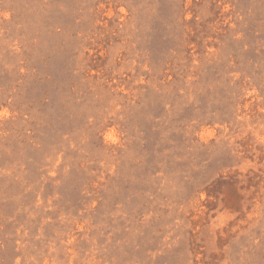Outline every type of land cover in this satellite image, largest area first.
<instances>
[{
  "label": "rangeland",
  "instance_id": "374dc122",
  "mask_svg": "<svg viewBox=\"0 0 264 264\" xmlns=\"http://www.w3.org/2000/svg\"><path fill=\"white\" fill-rule=\"evenodd\" d=\"M0 264H264V0H0Z\"/></svg>",
  "mask_w": 264,
  "mask_h": 264
}]
</instances>
